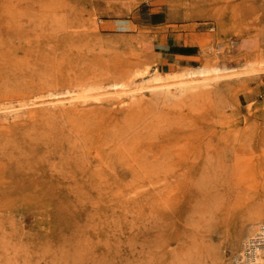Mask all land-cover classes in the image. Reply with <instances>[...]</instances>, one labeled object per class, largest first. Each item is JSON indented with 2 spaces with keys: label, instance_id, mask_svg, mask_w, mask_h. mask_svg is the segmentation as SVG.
<instances>
[{
  "label": "rangeland",
  "instance_id": "obj_1",
  "mask_svg": "<svg viewBox=\"0 0 264 264\" xmlns=\"http://www.w3.org/2000/svg\"><path fill=\"white\" fill-rule=\"evenodd\" d=\"M262 224L264 0H0V264H248Z\"/></svg>",
  "mask_w": 264,
  "mask_h": 264
},
{
  "label": "bare ground",
  "instance_id": "obj_2",
  "mask_svg": "<svg viewBox=\"0 0 264 264\" xmlns=\"http://www.w3.org/2000/svg\"><path fill=\"white\" fill-rule=\"evenodd\" d=\"M198 68V67H197ZM222 68L220 67H199L198 70H188L186 72H184L183 74H185L186 76H189V78H192L196 75H201L202 77L207 74V73H210V72H215L217 73L218 71H221ZM200 76V77H201ZM160 79V76L159 75H154L152 77V81H158ZM205 79V78H204ZM192 80L193 79H189L190 81V86L191 87H195V86H198V85H192ZM203 80V78H202ZM188 81V82H189ZM198 83V82H197ZM203 86V85H202ZM200 87V86H199ZM197 88V87H196ZM114 89V88H113ZM71 98V97H70ZM72 100V99H71ZM70 100V101H71ZM264 228V224H262V226L259 227V230H258V233L257 235H264V231H262L261 229ZM257 235H255L256 237L253 238V239H256L257 238ZM251 238H249L248 242L250 241ZM252 240V239H251ZM248 242L246 243V247L244 249H242V251L240 252L241 253V257H242V260L246 261L248 264H264V251L262 252H259L258 249H250V253H248Z\"/></svg>",
  "mask_w": 264,
  "mask_h": 264
},
{
  "label": "built area",
  "instance_id": "obj_3",
  "mask_svg": "<svg viewBox=\"0 0 264 264\" xmlns=\"http://www.w3.org/2000/svg\"><path fill=\"white\" fill-rule=\"evenodd\" d=\"M262 231H264V228L261 229ZM253 239V238H251ZM250 242H248V253H250V249H264L262 247H264V235H257L256 239L251 240Z\"/></svg>",
  "mask_w": 264,
  "mask_h": 264
},
{
  "label": "crops",
  "instance_id": "obj_4",
  "mask_svg": "<svg viewBox=\"0 0 264 264\" xmlns=\"http://www.w3.org/2000/svg\"><path fill=\"white\" fill-rule=\"evenodd\" d=\"M181 47H183V48H190V47H195V45H193V43L191 42L190 44H188V43H184V44H182V46ZM157 53L161 56V54H163V56H161V61L159 62V64H168L169 62L168 61H166V57H164V56H172V55H174V54H169V53H167V52H165V53H161L159 50L157 51ZM163 58V59H162Z\"/></svg>",
  "mask_w": 264,
  "mask_h": 264
}]
</instances>
